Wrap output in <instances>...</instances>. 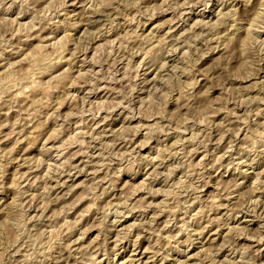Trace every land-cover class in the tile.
I'll return each mask as SVG.
<instances>
[{
  "label": "rangeland",
  "instance_id": "374dc122",
  "mask_svg": "<svg viewBox=\"0 0 264 264\" xmlns=\"http://www.w3.org/2000/svg\"><path fill=\"white\" fill-rule=\"evenodd\" d=\"M235 7L233 27L229 0H6L4 264H264V164L221 160L264 132V0Z\"/></svg>",
  "mask_w": 264,
  "mask_h": 264
},
{
  "label": "clouds",
  "instance_id": "9594fccd",
  "mask_svg": "<svg viewBox=\"0 0 264 264\" xmlns=\"http://www.w3.org/2000/svg\"><path fill=\"white\" fill-rule=\"evenodd\" d=\"M15 2V0H14ZM67 0H61V4L66 3ZM139 2V0H137ZM231 7L233 8V11L229 12L226 17H222L223 21H226V24H232L233 27H235L234 21L238 22L239 21V12L240 9L236 8L235 5L237 2L242 3L245 6H251L252 5V0H229ZM6 3V0H0V7H2ZM23 3L26 5L30 6V0H23ZM207 3V0H206ZM260 45L264 47V41L260 42ZM259 55V53H256ZM165 86L167 87V90L165 91ZM172 86L170 84V81L168 79H165L162 82L161 88H154L153 93L156 97V99L153 100V103L155 104L157 100L159 99V93L164 91V100H170L171 99V93H172ZM121 95L124 96V102L125 106L129 108V110L132 112V115H135L134 110L132 109V94L131 92H126V93H121ZM3 99V94L0 93V100ZM258 100L259 97L256 98H249L248 100L244 101V105L247 107L252 104L253 100ZM253 113L251 111L245 113L244 116H238L236 117L237 120H241L243 122V126L247 127L248 126V119L251 117ZM261 115V112L257 111L255 113V116L258 118ZM163 118V117H162ZM157 130L164 131L163 128H160L158 125L155 126ZM250 143L245 146L244 149H238L240 152V155H234L232 152V147L230 146L229 150L224 153V155L221 157V160L226 156L229 157L230 164L229 167L240 169L244 165H247L249 163L253 165H260L264 164V132H260L257 134H251L247 138ZM194 142H197V138H194ZM219 143V141L217 142ZM234 144H235V138H234ZM195 152V149H194ZM127 157H133L134 153H127ZM217 164L220 163V161H216ZM5 185L3 184L2 180H0V191L4 189ZM185 195H188L187 192L184 193ZM258 204H264V201H253L252 207L257 206ZM241 211H247V206H244L240 209ZM36 219V218H33ZM13 227L18 229V235L15 238V241L12 242L10 247L15 248L19 246V243L23 241L25 238V233L23 231L24 229V224L19 223L17 224L15 221H11ZM4 233H0V237H2ZM0 247H3V240L0 239ZM7 251V249L5 250ZM249 250L244 251V255H247V252ZM4 252H0V264H4ZM235 255V253H233ZM29 260L34 259V256H29ZM227 264V262H225ZM235 264H244L243 260H237L235 261Z\"/></svg>",
  "mask_w": 264,
  "mask_h": 264
},
{
  "label": "bare ground",
  "instance_id": "6f19581e",
  "mask_svg": "<svg viewBox=\"0 0 264 264\" xmlns=\"http://www.w3.org/2000/svg\"><path fill=\"white\" fill-rule=\"evenodd\" d=\"M254 19V18H253ZM251 26V25H250ZM20 27V26H19ZM250 28V27H249ZM207 40V39H206ZM104 46V45H103ZM92 133V132H91ZM79 166V165H78ZM151 192V191H150Z\"/></svg>",
  "mask_w": 264,
  "mask_h": 264
}]
</instances>
